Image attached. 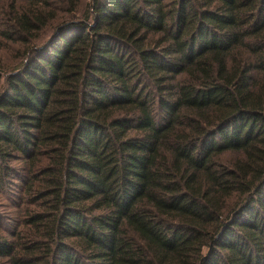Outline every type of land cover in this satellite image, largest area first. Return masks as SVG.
Instances as JSON below:
<instances>
[{"label": "trees", "instance_id": "1", "mask_svg": "<svg viewBox=\"0 0 264 264\" xmlns=\"http://www.w3.org/2000/svg\"><path fill=\"white\" fill-rule=\"evenodd\" d=\"M0 264H264V0H0Z\"/></svg>", "mask_w": 264, "mask_h": 264}]
</instances>
